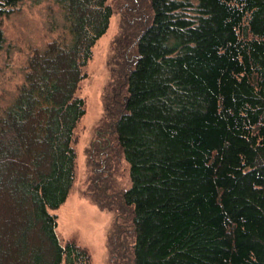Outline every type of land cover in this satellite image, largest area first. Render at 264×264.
Segmentation results:
<instances>
[{"label":"trees","instance_id":"trees-1","mask_svg":"<svg viewBox=\"0 0 264 264\" xmlns=\"http://www.w3.org/2000/svg\"><path fill=\"white\" fill-rule=\"evenodd\" d=\"M20 1L0 0V51L3 19ZM118 2L121 91L106 105L109 135L98 140L94 187L85 192L129 221L109 232L111 257L264 264V0ZM59 6L62 31L30 53L0 114V264H92L77 235L61 236L55 210L74 187L86 114L79 91L114 7ZM121 163L129 184L116 179L111 189Z\"/></svg>","mask_w":264,"mask_h":264},{"label":"rangeland","instance_id":"rangeland-1","mask_svg":"<svg viewBox=\"0 0 264 264\" xmlns=\"http://www.w3.org/2000/svg\"><path fill=\"white\" fill-rule=\"evenodd\" d=\"M110 2L114 7V15L107 32L93 48V57L86 67L87 77L79 91V95L86 102V114L77 129L76 180L66 202L55 210L61 236L66 239L77 235L81 244L89 248L92 264L129 263L122 257L124 251L114 250V256L111 257L107 241L108 234L116 223L122 227H129L126 214L120 216L122 211L100 209L85 198V192L89 193L88 190L94 187L96 177L95 166L90 163V159L93 157L92 162L95 164V158L99 159V142L107 139L109 135L110 120L106 122L108 119L106 105L112 109L118 92L121 91L115 67V62L118 61L115 41L121 30L123 8L120 7L118 0ZM62 27L63 17L59 0H21L16 9L3 19L6 42L0 51V114L14 99L18 87L24 81L30 53L35 48H44L57 37ZM101 134H104V138ZM115 169L118 173L108 180L109 188L113 189L116 179L119 187L127 186L128 166L121 163L115 166ZM111 189L107 192L109 197L113 193ZM96 196L102 198L98 193L94 197ZM131 241L132 239H129V242ZM112 243L116 247L119 238L114 239Z\"/></svg>","mask_w":264,"mask_h":264}]
</instances>
